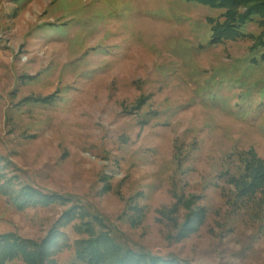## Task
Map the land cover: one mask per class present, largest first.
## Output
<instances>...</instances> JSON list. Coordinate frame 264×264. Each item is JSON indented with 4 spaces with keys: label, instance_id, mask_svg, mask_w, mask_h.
<instances>
[{
    "label": "rangeland",
    "instance_id": "374dc122",
    "mask_svg": "<svg viewBox=\"0 0 264 264\" xmlns=\"http://www.w3.org/2000/svg\"><path fill=\"white\" fill-rule=\"evenodd\" d=\"M263 4L0 0V175L59 199L0 193V234L54 226L57 264L104 230L182 264H264V13L214 39Z\"/></svg>",
    "mask_w": 264,
    "mask_h": 264
},
{
    "label": "trees",
    "instance_id": "16d2710c",
    "mask_svg": "<svg viewBox=\"0 0 264 264\" xmlns=\"http://www.w3.org/2000/svg\"><path fill=\"white\" fill-rule=\"evenodd\" d=\"M192 1L207 3L211 0ZM246 8L245 15L241 16L240 19H233L228 21L226 25H222L216 31L214 39L236 40L248 36L249 34L243 32L241 27L252 14H263L264 4L261 7L255 5ZM1 179H4L2 174L0 175ZM12 184V177L4 179V182L0 183V193L10 196L11 203L18 208L50 204L59 200L58 197H54V194L43 193L30 185H22V188L13 194L11 192ZM65 214L70 215L72 211H66ZM59 222L60 224L65 223L63 219ZM89 224V221L83 222L82 225H79L82 229L79 231L86 232L92 228L93 225L89 226ZM58 235H62V233L57 228L54 229V226L50 228L46 237L40 241L22 238L15 233L0 234V264H5L6 261L12 259H21L25 264H57L51 257L59 249V240L62 236L58 237ZM94 236L76 241L75 258L80 264H182L172 256L163 257L123 248L105 230Z\"/></svg>",
    "mask_w": 264,
    "mask_h": 264
}]
</instances>
